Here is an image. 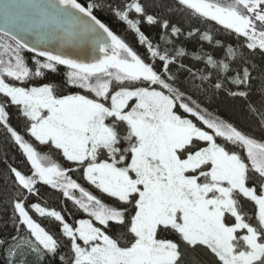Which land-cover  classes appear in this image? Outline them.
I'll list each match as a JSON object with an SVG mask.
<instances>
[{
  "label": "snow or ice",
  "instance_id": "snow-or-ice-1",
  "mask_svg": "<svg viewBox=\"0 0 264 264\" xmlns=\"http://www.w3.org/2000/svg\"><path fill=\"white\" fill-rule=\"evenodd\" d=\"M177 14L206 26L187 36L211 52L183 46ZM256 54L264 0H0V131L25 158L0 178V264H264V136L203 106L231 97L264 133ZM45 186L74 211L42 205Z\"/></svg>",
  "mask_w": 264,
  "mask_h": 264
},
{
  "label": "trees",
  "instance_id": "trees-1",
  "mask_svg": "<svg viewBox=\"0 0 264 264\" xmlns=\"http://www.w3.org/2000/svg\"><path fill=\"white\" fill-rule=\"evenodd\" d=\"M88 2V0H86ZM153 11L150 9V12ZM101 15H104L107 17V22L109 23V26L112 27L113 31L119 35V36H125L128 32V36L131 33L130 31L126 30V27L124 26L123 22L119 21L114 15H112L110 12H101ZM172 20L174 23H177L178 26L182 27L184 30V35L181 37H178L177 39L182 41L183 46L188 51H196L199 50L201 45H203V48L205 51L211 52L212 46H210L206 41H201L198 37V35H194L192 37L187 36V32L189 30H192L194 28H199L201 31L204 30L206 27L199 21H196L194 19L189 20L188 18L183 17L180 14H177L172 17ZM214 23V22H212ZM212 24H209L207 27H211ZM217 28H220V26H215ZM142 31L145 32V34L155 41L158 33L161 31L156 26H149V25H141ZM216 39H220L221 41H224L226 44H232L236 45L239 41L238 38L234 34H230L227 31L220 28L219 32H213L212 33ZM131 35V34H130ZM132 43H134V47L136 49H139V51H143V49L139 46L137 43L135 36H130L129 38ZM219 55V53H216ZM33 54L31 53H25L26 59L29 60ZM254 63L258 66L261 64H264V56H261L259 54H256L254 56ZM66 68L64 66H59L58 72L56 73H46L48 76V80H57L62 81L65 78ZM47 82V80L38 79L35 81V83H43ZM74 91L73 89H68V92L71 93ZM204 107L208 109L210 113L213 115L220 116L230 122L231 119L234 120L238 125L242 127H246L249 129H254L256 131L261 132V130L256 126L255 121L247 115V113L241 108L239 101L227 97L224 95L218 96L212 100H206L204 102ZM12 112L11 117V124L13 127H15L18 131H20L23 134V121L22 118L18 117L14 110L10 109ZM231 118V119H229ZM233 122V123H234ZM235 124V123H234ZM264 136V133H261V135L255 137L256 139H261V137ZM35 146L37 147L38 151H40L42 154H49V149L46 146H40L38 143H35ZM56 159L57 157H53ZM25 160V158L22 156L21 152L18 150L16 146L12 144L11 141H6L4 133L0 131V178H2L5 174V168L7 164H12L14 167H17L21 170H24V164L21 163V161ZM67 166V165H66ZM78 175V174H77ZM73 178H77V176H74ZM79 183H81L83 186L88 188V190L92 191L93 194L100 195L95 189H93L90 185L86 184L83 180H78ZM42 192L45 194V199H42L40 202L42 205L55 209L57 211H61L62 209L67 207L68 211H74V206L70 201H65L64 203H61L60 200L56 198V196H53L52 193L54 190L48 189L47 186L42 189ZM78 194V193H77ZM46 200V202H45ZM105 202H110L109 198H105ZM62 214L65 215V219L69 220V222H73V218L70 217L67 212H62ZM75 218H87L86 214L83 213H77ZM42 226L46 228V230H49L53 233H57L59 231L58 226L56 225V222L46 220L43 222ZM43 264H55V261L53 259H48Z\"/></svg>",
  "mask_w": 264,
  "mask_h": 264
},
{
  "label": "rangeland",
  "instance_id": "rangeland-1",
  "mask_svg": "<svg viewBox=\"0 0 264 264\" xmlns=\"http://www.w3.org/2000/svg\"><path fill=\"white\" fill-rule=\"evenodd\" d=\"M122 22V21H121ZM124 24V26L126 27V30H127V26H126V24L125 23H123ZM131 34V35H130ZM129 34V36H128V32H127V34H126V37L125 36H121L127 43H129V45L130 46H132L134 49H136V47H134V43H132V41L129 39L130 38V36H134V34L131 32ZM136 50H138L139 51V49H136ZM68 91V90H67ZM229 119H231V118H229ZM231 121H233L234 122V120L233 119H231ZM235 123V125L238 127V128H240V129H242V130H244L245 132H247L248 134H250V135H252V136H254V138L255 137H257V136H259V135H261V133L262 132H259V131H256V130H252V129H249V128H246V127H242V126H240V125H238L236 122H234ZM258 139V138H257ZM78 195V194H77ZM51 209V208H50Z\"/></svg>",
  "mask_w": 264,
  "mask_h": 264
},
{
  "label": "flooded vegetation",
  "instance_id": "flooded-vegetation-1",
  "mask_svg": "<svg viewBox=\"0 0 264 264\" xmlns=\"http://www.w3.org/2000/svg\"><path fill=\"white\" fill-rule=\"evenodd\" d=\"M80 2L82 3V4H87L88 2L86 1V0H80ZM112 28V27H111Z\"/></svg>",
  "mask_w": 264,
  "mask_h": 264
}]
</instances>
